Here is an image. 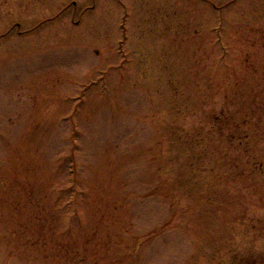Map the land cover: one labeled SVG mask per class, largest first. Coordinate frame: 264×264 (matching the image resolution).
<instances>
[{
    "label": "rangeland",
    "instance_id": "obj_1",
    "mask_svg": "<svg viewBox=\"0 0 264 264\" xmlns=\"http://www.w3.org/2000/svg\"><path fill=\"white\" fill-rule=\"evenodd\" d=\"M0 264H264V0H0Z\"/></svg>",
    "mask_w": 264,
    "mask_h": 264
}]
</instances>
